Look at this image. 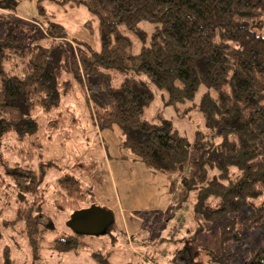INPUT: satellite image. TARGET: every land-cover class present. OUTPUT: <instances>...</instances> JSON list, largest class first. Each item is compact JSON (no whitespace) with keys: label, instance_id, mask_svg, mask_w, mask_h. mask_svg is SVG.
Wrapping results in <instances>:
<instances>
[{"label":"trees","instance_id":"1","mask_svg":"<svg viewBox=\"0 0 264 264\" xmlns=\"http://www.w3.org/2000/svg\"><path fill=\"white\" fill-rule=\"evenodd\" d=\"M21 1L0 0V8L15 15ZM71 1L96 19L98 49L45 18L42 0L34 1L37 14L30 23L38 32L31 33L25 20L0 18V148L12 141L8 149L15 157L1 161L6 168L1 178L12 185L20 204L2 226L20 227L32 259L40 256L48 229L42 221L43 184L50 170H59L52 204L57 212L100 206L91 185L44 161L37 134L77 126L76 112L63 99L77 95L88 103L86 89L100 79L108 82L116 71L122 76L119 86L102 97L91 95L99 129L116 125L121 151L171 178L176 200L170 218H181L192 206V213L219 226V251L229 253L231 244L243 241L238 224L252 227L264 220V0ZM143 22L153 25L150 37L140 27ZM121 26L140 39L138 53ZM68 41L77 53L71 79L60 81L57 70L68 59ZM201 86L214 95L205 94L197 104L203 127L192 140L170 120L144 118L153 88L166 95L165 104L176 106L192 99ZM82 245L80 235L63 233L53 239L52 249L62 254ZM92 257L108 262L99 252ZM0 264H15L9 245L2 249ZM241 264H264V247L251 250Z\"/></svg>","mask_w":264,"mask_h":264},{"label":"rangeland","instance_id":"2","mask_svg":"<svg viewBox=\"0 0 264 264\" xmlns=\"http://www.w3.org/2000/svg\"><path fill=\"white\" fill-rule=\"evenodd\" d=\"M34 1L22 0L17 14L9 13V17L0 18L10 19L17 18L16 15H22L24 18L18 19L29 23H25L29 31L38 32L35 26L30 25L33 22L32 18L37 14ZM42 4L46 8L45 18L52 17L53 20L62 23L71 38L82 39L90 43L94 49L99 48L97 21L84 6L74 5L71 0H42ZM37 26L42 29L40 25ZM140 27L150 37L153 25L143 22ZM120 30L132 40L133 52L138 53L141 47L140 39L125 27L121 26ZM68 42L69 45H65L68 59L62 61L57 70L60 81L71 79V59L77 53L74 43ZM121 80L122 76L115 71L108 82L100 79L96 81L97 84L90 85V89H86L87 105L90 110L92 111L90 101L93 93L102 97L109 88L119 86ZM153 92L152 102L144 109V118L152 122L170 120L180 135L192 140L194 131L203 127V115L198 110L197 104L205 94L213 96L214 91L201 86L192 99L176 106L165 104L166 95H163L161 91L153 88ZM11 144L12 141H5L0 148V259L3 247L9 245L15 264H102L93 259V252L102 254L108 261L106 264H153L152 262L155 264H218L220 260H227L231 264H241L251 250L264 247L263 220L252 227L238 224L236 228L242 234V243L231 244L229 253L221 254L218 248L219 226L208 223L201 216L192 213L193 207L189 205L190 207L187 206L188 208L181 215L179 214L181 218H178L179 216L170 218L168 212L164 215L146 213L131 218L130 231L127 233L111 224L104 234L80 235L83 243L81 248L58 254L52 249L53 239L73 231L68 226L72 213L57 212L52 205L57 190L55 180L59 175V170L56 169L48 172L43 184L42 221L47 224L48 229L43 233L40 256L32 259L27 237L18 233L20 227L11 230L2 226V222L13 218L17 208L20 207L14 188L9 181L1 178L2 172L6 169L1 161L6 159L5 157L10 160L15 158L14 153L8 149ZM3 146L7 149L2 153ZM194 157L195 154L192 153L190 159ZM44 161L51 160L44 159ZM171 200L173 204L176 198L171 195ZM200 228H204L202 232L197 231ZM216 257L220 259H215Z\"/></svg>","mask_w":264,"mask_h":264},{"label":"crops","instance_id":"3","mask_svg":"<svg viewBox=\"0 0 264 264\" xmlns=\"http://www.w3.org/2000/svg\"><path fill=\"white\" fill-rule=\"evenodd\" d=\"M9 13L0 8V17L7 18ZM62 102L76 112L79 123L53 134L38 133L42 136L44 159L54 161L91 185L97 204L112 212L113 224L124 233L130 231L131 218L146 213L166 214L172 206L171 178L121 151L119 128L114 125L100 130L81 98L71 96Z\"/></svg>","mask_w":264,"mask_h":264},{"label":"water","instance_id":"4","mask_svg":"<svg viewBox=\"0 0 264 264\" xmlns=\"http://www.w3.org/2000/svg\"><path fill=\"white\" fill-rule=\"evenodd\" d=\"M112 212L100 206L76 210L70 216L68 226L78 235H100L113 223Z\"/></svg>","mask_w":264,"mask_h":264},{"label":"built area","instance_id":"5","mask_svg":"<svg viewBox=\"0 0 264 264\" xmlns=\"http://www.w3.org/2000/svg\"><path fill=\"white\" fill-rule=\"evenodd\" d=\"M153 264H155L154 262H152Z\"/></svg>","mask_w":264,"mask_h":264}]
</instances>
